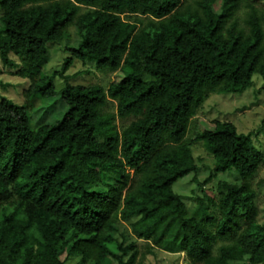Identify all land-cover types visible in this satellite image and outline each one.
<instances>
[{"label":"trees","instance_id":"1","mask_svg":"<svg viewBox=\"0 0 264 264\" xmlns=\"http://www.w3.org/2000/svg\"><path fill=\"white\" fill-rule=\"evenodd\" d=\"M243 6L248 30L236 19ZM71 25L73 57L123 77L107 88L67 80L66 113L38 127L29 104L1 96L0 264H134L141 244L184 253L189 264H264L255 132L216 120L186 137L209 93L244 90L256 73L264 79V5L0 0V57L28 80L27 98L57 94L59 72L42 64ZM110 99L116 114L104 111ZM117 117L133 119L120 130ZM196 142L215 160L210 178L236 170L240 182L222 181L217 202L200 198L191 213L173 185L199 171ZM218 240L226 242L215 252Z\"/></svg>","mask_w":264,"mask_h":264},{"label":"rangeland","instance_id":"2","mask_svg":"<svg viewBox=\"0 0 264 264\" xmlns=\"http://www.w3.org/2000/svg\"><path fill=\"white\" fill-rule=\"evenodd\" d=\"M252 1H255L257 5H264V0ZM184 6L193 8L196 6V0H184ZM86 9V7H83L82 11ZM247 10L244 6L241 7L236 16L239 25L246 30H248L245 21ZM123 17L126 18V16ZM75 38L76 29L71 25L68 40L49 44V54L42 64L43 71L49 75L63 72V76L58 73L55 77L57 94L50 98H27L25 90L29 85L28 80L16 74V69L4 65L0 57V98L1 96H8L17 103L29 104L33 127L53 123L66 113L68 107L61 97V90L67 80L73 84H97L107 88L112 81L120 80L123 77L120 70L101 69L94 62H84L73 57L68 45ZM66 77L67 79H65ZM104 111L116 114L117 101L110 99L104 107ZM132 119L117 117L116 122L119 129L121 130ZM216 120L232 121L239 132L254 131L253 144L264 153V79L262 76L258 73L254 74L253 84L244 90L209 93L198 115L191 120L186 137H195L197 131L202 129L203 126L213 128ZM193 149L197 157L199 171L178 179L173 185L174 191L183 196L191 213L197 209L200 198L212 197L214 202H217L220 196L219 186L222 181L240 182V175L236 170L220 172L210 178L215 160L208 154L203 142L194 143ZM251 184L256 191L257 218L264 221V165L251 178ZM211 212L216 215L218 209L213 207ZM225 242V240H218L214 245V251L217 252L218 247ZM70 262L76 264L78 259H72ZM85 264L94 263L88 261ZM134 264H189V261L184 253L181 255L171 254L159 249L153 253L149 250L147 244H141Z\"/></svg>","mask_w":264,"mask_h":264}]
</instances>
